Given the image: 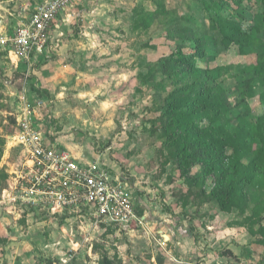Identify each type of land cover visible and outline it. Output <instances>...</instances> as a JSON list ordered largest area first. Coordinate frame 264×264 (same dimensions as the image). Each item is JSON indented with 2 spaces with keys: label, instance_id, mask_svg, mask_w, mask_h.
I'll return each instance as SVG.
<instances>
[{
  "label": "rangeland",
  "instance_id": "obj_1",
  "mask_svg": "<svg viewBox=\"0 0 264 264\" xmlns=\"http://www.w3.org/2000/svg\"><path fill=\"white\" fill-rule=\"evenodd\" d=\"M45 1L49 0H0V35L11 34ZM110 1L115 2L112 7L107 6L109 0H72L58 13L49 34L52 44L56 45L55 53L49 60L43 56L38 58L27 79L19 72L22 67L18 64L14 73V62L0 49V216H6L7 229L16 225L17 240H28L32 244V248L23 245L16 251L17 260L26 252L34 251L37 256L33 258L36 261L33 264H163L161 260L167 258L173 245L162 237L161 232L166 229L165 234L169 233L167 229L172 223L166 221L170 217L158 220L156 216L160 214L159 210L171 214L174 210L180 217L178 226L184 221L203 250L204 233H211L206 227H212L214 236L215 231L226 229H230L228 232L233 236L231 228L242 235L235 237L239 242L236 256L239 260L234 261L230 252L226 254L227 247L218 250L213 247L211 264H264V247L255 243L258 236H254L259 217L264 216V189L248 187L242 207L227 213L219 209L211 195L212 180L206 179L203 183L198 168H192L188 179L181 177L159 121L161 101L173 87L164 82L165 89H158L161 78L157 74L151 80L146 79L147 71L174 51L178 38L189 36L184 35L185 31L191 30L197 37L204 32L206 38L217 35L203 29L209 15L199 0ZM220 1V13L224 16H244L246 31L252 24L253 14L260 11V6L252 0H241L239 5L234 0ZM116 11L125 14L120 16L119 26L111 30L107 27L104 31L106 38L97 44L96 48L100 50L93 54L94 60L81 56L84 49L74 53L75 57L63 56L61 63L76 67L79 72L70 71L68 78L60 79L55 91H47L41 83L42 68L57 58L63 45L60 41L65 45L66 40L76 38L81 34L82 26H88L94 19L110 18L106 21L110 23L119 17L120 13ZM133 13L147 17V29L135 27L137 15ZM258 37L262 41L258 51L262 52L264 32L261 31ZM70 47L63 48L65 52H74L76 48ZM184 53H190L189 49H184ZM92 61L94 65H87ZM254 62L255 56H239L237 47L231 46L213 62L196 59L190 64L196 71L218 66L226 69V73L216 78V83L226 90L234 104L238 100L235 87L240 74ZM196 71L186 78V87L213 85L215 74L207 76ZM62 84L68 86L63 95L58 89ZM176 84L180 87L182 83ZM24 104L31 108L38 106L35 122L46 137L49 133H57L53 138L67 137L65 140L73 145L68 152L77 162L96 164L112 176L125 178L134 213L141 224L133 222L128 227L112 224L86 230L87 216L82 218L67 211L52 215L41 209L18 206L12 209L8 196L13 171L21 155L11 143V135L16 113ZM245 104L252 122L264 112L257 97L245 99ZM237 110L239 113L244 111L242 106ZM109 119L114 128L108 125ZM146 209L156 219L146 220ZM248 242L258 246L254 247L255 251L250 247L253 244L248 245ZM175 254L172 252L171 256L174 258ZM222 256L225 259L220 258ZM29 258L24 259L25 264L27 261L32 263Z\"/></svg>",
  "mask_w": 264,
  "mask_h": 264
},
{
  "label": "trees",
  "instance_id": "obj_2",
  "mask_svg": "<svg viewBox=\"0 0 264 264\" xmlns=\"http://www.w3.org/2000/svg\"><path fill=\"white\" fill-rule=\"evenodd\" d=\"M199 1L209 15L204 31H214L217 35L206 38L204 32L197 37L191 30L185 31L184 35L189 36L179 37L174 51L159 59L147 71L146 79L151 80L157 74L161 78L158 89H165L164 82L173 87L161 101L159 121L180 176L188 179L192 168H198L203 183L212 180L211 195L219 209L231 213L242 207L248 187L264 189V112L252 122L245 104V99L257 97L264 108V50L258 51L262 46L258 34L264 32V0H252L260 6V11L253 14L248 31L243 26L244 16L233 18L220 13V0ZM145 18L137 15L135 27L147 29ZM231 46L237 47L239 56H255L254 64L241 72L236 83L238 100L235 98L234 104L226 90L216 83V78L226 73V69L218 66L196 71L190 64L196 59L213 62ZM186 48L190 53H184ZM195 71L207 76L215 74L213 85L186 87V78ZM176 83L182 84L179 87ZM241 106L244 111L239 113L237 109ZM258 221L255 243L264 247V216Z\"/></svg>",
  "mask_w": 264,
  "mask_h": 264
},
{
  "label": "built area",
  "instance_id": "obj_3",
  "mask_svg": "<svg viewBox=\"0 0 264 264\" xmlns=\"http://www.w3.org/2000/svg\"><path fill=\"white\" fill-rule=\"evenodd\" d=\"M71 2L45 1L11 34L0 35V49L14 62V73L18 64L22 67L19 72L27 79L38 58L49 60L54 55L56 45L49 36L52 22ZM38 106L31 108L24 104L14 118L11 143L19 149L21 159L11 178L8 202L12 209L18 206L41 209L52 215L67 211L82 218L87 216L86 230L112 224L119 227H128L133 222L141 224L134 213L125 178L112 176L96 164L83 165L66 149L53 144L55 134L46 137L35 122Z\"/></svg>",
  "mask_w": 264,
  "mask_h": 264
},
{
  "label": "crops",
  "instance_id": "obj_4",
  "mask_svg": "<svg viewBox=\"0 0 264 264\" xmlns=\"http://www.w3.org/2000/svg\"><path fill=\"white\" fill-rule=\"evenodd\" d=\"M133 1L134 0H132V2ZM107 3H109V5L107 4V6L109 7H112L113 4H115V2L113 1L111 2L110 0ZM116 12L120 13L119 17L118 18L116 17V19H113L110 23L106 22V21L111 20L110 18H108V20H104V19L101 20L98 18L94 19L91 22V24H89L88 26L86 25L82 26L83 29L81 30V34L77 35L76 38L66 40L65 45H64V41H60L63 45L62 47H60V50L57 52V58L48 62L42 68L43 72H41V74H43V76H42L41 83L43 82V84L45 85L44 88H46L47 91H50L53 89H54L53 91H55L56 85H59L61 83L59 81L62 77L68 78L70 75V71L77 72L79 70L78 68L70 66L68 64L63 65L64 62L61 63V61H63V58H62L63 56L75 57L76 54L74 53H79L82 49H84L83 52H80L81 56L87 57V58L91 57L94 60L93 54L100 50V49L97 50L96 48L97 44L101 42V39L106 38V36L104 35V33L106 32L104 31H107V27H109V30H111L119 26V23H120L119 20L121 18L120 16L125 14L119 11H116ZM63 25H65V22H63ZM66 46H71L70 48L75 47L77 50L75 49L74 52L71 51L69 53L65 52V49L63 47H66ZM90 64L94 65L95 63L94 61H92L91 63H87V65H90ZM66 73H69V74L66 75ZM44 75H46V77H44ZM62 85L63 86H60V88H58V89H61L59 93L61 95H63L64 93L63 91L68 90L67 85L65 84H62ZM42 121H43V118H42ZM54 134L55 136L57 135V133H54ZM65 138L67 137H55L53 138L54 139L53 142L55 143V145L59 146L60 148H64L67 151H71L73 149L72 148L73 145L69 144L65 140ZM159 211H160V214L156 216L158 220L166 219L165 217H170V218L172 217L171 219L169 218V220H166L168 223H172V226L168 227L169 229H167L169 233L165 234V232H167L165 231L166 229L162 230L161 232L163 233L162 237L164 238V234L167 235V237L169 238L168 241H170V243H172L173 245V248L169 251V254H167L166 256L167 258H164L161 260L163 264H173L171 261H174L175 264H211L212 256L214 255V253L211 250L213 247H215L216 250L222 249L221 247H227L226 249H228V252L232 254L234 261L239 260V258H236V256L238 255L237 251L239 250V248H237V243L239 242L235 240L236 239L235 237L242 236V235L238 233V230L231 228V230L233 231L232 233L233 236H231L228 232V230L230 229H226L221 232L215 231L214 233H215L216 238L214 239L215 236L210 230L212 229V227H206L207 231H210L211 233L209 232L204 233L205 241L203 243L205 246L203 247L205 249L203 250L200 242L193 237L192 233L190 232V229L187 228L186 223H184V221L182 225L178 226L179 225L178 223L180 222L178 220L180 219V217L176 216V212L174 210L172 214L162 212L161 210ZM144 215H145L144 218H146V220L151 219V218L156 219L154 218L153 215H151L149 211H147V209L145 210ZM5 217L6 216L4 215L0 216V263L2 262V264H25L24 259H26V257L29 256L30 257L29 259H32L31 264H33L34 262H36L33 258L37 256V254H35L34 251L32 253L26 252L25 255H22L21 252H19V255L21 254L22 256L19 258V260H17L16 251L22 248L23 245H26L29 247L31 245V248H32V244L28 240L27 242L24 240H20V239L17 240L16 225L12 226L11 229H7L6 223H8V220ZM224 231H227L228 235H227V232H224ZM225 235H227V237ZM200 239L203 241L202 238ZM250 244H253V245H250ZM248 245H250L253 251H255L254 247H258L256 244L251 243V242H248ZM172 252L176 253L175 254L176 256H174V258L171 256ZM218 257L219 256H217V258ZM223 257L224 256L220 258H223ZM28 263L29 262L27 261L26 264Z\"/></svg>",
  "mask_w": 264,
  "mask_h": 264
},
{
  "label": "clouds",
  "instance_id": "obj_5",
  "mask_svg": "<svg viewBox=\"0 0 264 264\" xmlns=\"http://www.w3.org/2000/svg\"><path fill=\"white\" fill-rule=\"evenodd\" d=\"M108 125H109V126H111L112 128H114V127H115V125H113V124H112V121H111V119H109V120H108Z\"/></svg>",
  "mask_w": 264,
  "mask_h": 264
},
{
  "label": "water",
  "instance_id": "obj_6",
  "mask_svg": "<svg viewBox=\"0 0 264 264\" xmlns=\"http://www.w3.org/2000/svg\"><path fill=\"white\" fill-rule=\"evenodd\" d=\"M164 239H166V240H167V239H168V237H167V236H164Z\"/></svg>",
  "mask_w": 264,
  "mask_h": 264
},
{
  "label": "bare ground",
  "instance_id": "obj_7",
  "mask_svg": "<svg viewBox=\"0 0 264 264\" xmlns=\"http://www.w3.org/2000/svg\"><path fill=\"white\" fill-rule=\"evenodd\" d=\"M164 236H166V235H164ZM166 240V239H165ZM169 240V238L166 240V241H168Z\"/></svg>",
  "mask_w": 264,
  "mask_h": 264
}]
</instances>
